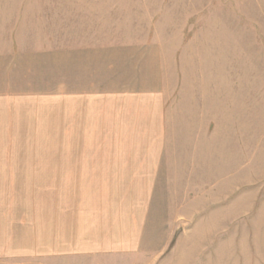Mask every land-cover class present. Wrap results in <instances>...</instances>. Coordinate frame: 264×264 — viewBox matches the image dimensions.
I'll list each match as a JSON object with an SVG mask.
<instances>
[{
  "label": "crops",
  "instance_id": "1",
  "mask_svg": "<svg viewBox=\"0 0 264 264\" xmlns=\"http://www.w3.org/2000/svg\"><path fill=\"white\" fill-rule=\"evenodd\" d=\"M79 40L0 41V184L20 172L18 121L29 110L46 127L57 120L59 149L24 153L27 164L41 160L60 191H74L58 200L43 264H157L184 197L191 222L195 201L211 205L217 190L219 206H234L220 223L244 221L243 203L264 216V103L252 75L248 86L241 70L228 77L224 56L190 79L178 41Z\"/></svg>",
  "mask_w": 264,
  "mask_h": 264
},
{
  "label": "rangeland",
  "instance_id": "2",
  "mask_svg": "<svg viewBox=\"0 0 264 264\" xmlns=\"http://www.w3.org/2000/svg\"><path fill=\"white\" fill-rule=\"evenodd\" d=\"M224 32L228 41H221ZM0 34V41H178L188 78L204 68L217 69L226 57L228 77L241 70L246 86L252 75L264 103V0H0ZM234 34L238 41H229ZM32 114L23 110L18 121L20 172L0 184V264H43V246L54 243L58 200L74 193L60 191L58 174L43 173L41 160L34 159L36 168L27 164L25 154L59 149L57 120L46 127ZM31 168L33 173L27 172ZM177 177L185 180V175ZM181 192L174 190L175 198ZM218 194L212 192L208 206L195 201L194 222L187 220L185 197L175 199L171 223L176 238L157 264H264V216L253 219L252 206L243 203L244 221L220 223L219 215L232 216L234 206L224 210ZM243 194L248 203L251 195ZM28 248L40 253L29 261L26 254L13 257Z\"/></svg>",
  "mask_w": 264,
  "mask_h": 264
}]
</instances>
